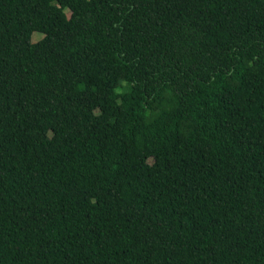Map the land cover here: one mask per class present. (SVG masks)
<instances>
[{"label":"trees","instance_id":"obj_1","mask_svg":"<svg viewBox=\"0 0 264 264\" xmlns=\"http://www.w3.org/2000/svg\"><path fill=\"white\" fill-rule=\"evenodd\" d=\"M0 264H264V0H0Z\"/></svg>","mask_w":264,"mask_h":264},{"label":"rangeland","instance_id":"obj_2","mask_svg":"<svg viewBox=\"0 0 264 264\" xmlns=\"http://www.w3.org/2000/svg\"><path fill=\"white\" fill-rule=\"evenodd\" d=\"M43 33L35 31L34 33H32V42H35L37 40H39L40 38H42Z\"/></svg>","mask_w":264,"mask_h":264}]
</instances>
